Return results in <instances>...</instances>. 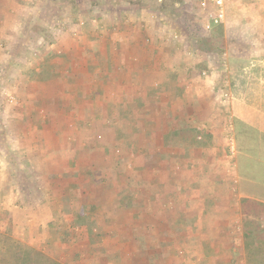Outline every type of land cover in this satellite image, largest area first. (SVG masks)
<instances>
[{"label":"crops","instance_id":"1","mask_svg":"<svg viewBox=\"0 0 264 264\" xmlns=\"http://www.w3.org/2000/svg\"><path fill=\"white\" fill-rule=\"evenodd\" d=\"M238 5L239 31L195 58L114 22L35 65L38 38L0 0L2 211L20 241L62 264H227L236 217L264 221V0Z\"/></svg>","mask_w":264,"mask_h":264},{"label":"rangeland","instance_id":"2","mask_svg":"<svg viewBox=\"0 0 264 264\" xmlns=\"http://www.w3.org/2000/svg\"><path fill=\"white\" fill-rule=\"evenodd\" d=\"M8 1L15 2L20 6L17 15V30L22 31L23 29L25 33L28 32V37L33 35L30 40L34 36L38 38L36 44H33L34 52L45 57L36 56L38 59L33 58L36 65L37 62L41 64V61L44 58L46 60V57L49 59L47 62L54 59L56 62L61 61L63 49L60 46L64 44V41L73 40L76 38L75 35L82 36L93 32L102 31L107 34L110 25L114 22H116L114 29L118 27L120 32L131 33L136 31L137 34L140 33L144 37V40L150 38V35L156 34L166 46L175 50H182L188 56L192 55L195 58L197 49L201 52L212 50L208 45V40L211 41L210 44L216 42V49H221L223 41L221 39L220 41H213L214 37L222 38L224 33L238 32L239 28L235 23H237L238 18L244 17L246 14L245 9H240L238 2L244 4L256 0H229L226 6V21L210 32L204 29V16L200 9L199 0ZM229 21L231 22L230 26ZM101 26L103 27L102 30H100ZM25 63L31 65L30 60ZM25 63H19L18 66L25 65ZM199 65L200 73L207 70H204L207 68L204 61ZM0 93L2 96V91ZM4 187L9 189L10 186H0V264H2V259L11 258L14 244L30 247L20 241L24 238L23 236L17 234L11 226L5 225L8 215L2 211V199L4 196L7 197L9 192L6 194ZM252 210L257 209L252 208ZM236 218L239 220L238 224L243 225V228L234 233L235 245L229 249L230 257L227 264H254V259L251 260V253L260 244L264 245V221L260 219L251 221V219L242 216ZM262 258L264 259V257H260V259Z\"/></svg>","mask_w":264,"mask_h":264},{"label":"built area","instance_id":"3","mask_svg":"<svg viewBox=\"0 0 264 264\" xmlns=\"http://www.w3.org/2000/svg\"><path fill=\"white\" fill-rule=\"evenodd\" d=\"M200 1V9L203 13L204 18V29L207 32L212 31L216 27L222 25L226 21V6L229 0H199ZM202 76H208L207 72H203ZM5 97L7 98L8 102L11 104L16 103L15 97L8 92L4 93ZM223 98L225 101H231V94L229 91H224ZM202 130V128H201ZM202 135L198 136V140H202ZM228 150L229 156L231 159H234L237 155V146L236 140L233 134L232 124L229 126L228 130ZM239 229V224L237 225Z\"/></svg>","mask_w":264,"mask_h":264},{"label":"trees","instance_id":"4","mask_svg":"<svg viewBox=\"0 0 264 264\" xmlns=\"http://www.w3.org/2000/svg\"><path fill=\"white\" fill-rule=\"evenodd\" d=\"M221 38L217 36L214 37L213 41H220ZM210 40H208V45L211 49L216 45V42L210 44ZM212 45V46H211ZM13 252L10 259H2V264H62L61 262L51 258L47 254L30 248L26 245L14 244L12 246ZM252 258L254 259V264H264V259H260V257H264V245L260 244V246L253 250L251 253ZM258 259V262H257Z\"/></svg>","mask_w":264,"mask_h":264}]
</instances>
